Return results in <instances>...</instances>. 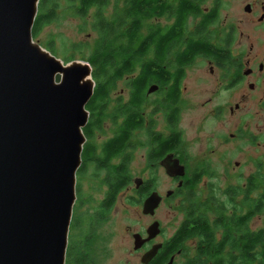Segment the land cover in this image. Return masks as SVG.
I'll list each match as a JSON object with an SVG mask.
<instances>
[{
	"label": "flooded vegetation",
	"instance_id": "obj_1",
	"mask_svg": "<svg viewBox=\"0 0 264 264\" xmlns=\"http://www.w3.org/2000/svg\"><path fill=\"white\" fill-rule=\"evenodd\" d=\"M182 7L187 8L183 11ZM225 7L226 0H159L152 5L141 18L145 52L140 60L133 62L129 72L116 79L125 81L124 100L118 99L111 115L110 86L104 100L92 102L91 110L87 108L88 118L82 128L85 141L76 177L80 185L91 179L93 189L100 196L91 221L97 222L104 214L100 216L99 212L109 210L119 192L130 189L132 182L141 204L152 191L160 196L153 213L143 214L150 219L148 225L158 222L159 232L134 249L141 255L152 244L162 246L164 242L156 240L161 226L154 216L162 202L156 184L158 175L164 174L175 183V188L166 190L167 198H173L182 188H193L200 180L244 178L246 182L229 184L223 190V195L231 192L228 203L232 211L234 203L239 205L243 201L249 179L264 168V125L256 121L262 118L264 123V0L245 2L233 18L228 17ZM151 35H155V41L149 42ZM165 36V54L161 60L155 59L154 46ZM148 64H152L148 72L155 74V78L145 87L137 107L139 125L130 127L127 118L134 106L130 81ZM186 111L193 116L195 131L188 139L182 126ZM106 114L109 131L103 137L100 134ZM111 120L117 127L112 135ZM123 130L124 147L111 156V138ZM137 132H141L144 172L133 177L128 152L135 145L132 140ZM171 136L169 149L163 150L162 139ZM168 155L183 166L182 175L166 173L162 162ZM115 159L117 162L113 163ZM244 164L254 165L247 176H243ZM113 174L118 178L123 176L126 182L121 183L111 201ZM136 180H139L137 185ZM81 189L82 186L79 194L87 200ZM233 195L237 197L235 202ZM209 197L196 205L208 202L214 209L223 204L228 210L221 200L211 194ZM146 227L136 232L144 237Z\"/></svg>",
	"mask_w": 264,
	"mask_h": 264
},
{
	"label": "water",
	"instance_id": "obj_2",
	"mask_svg": "<svg viewBox=\"0 0 264 264\" xmlns=\"http://www.w3.org/2000/svg\"><path fill=\"white\" fill-rule=\"evenodd\" d=\"M37 4L0 0V264H65L85 105L94 88L90 64L64 63L34 42ZM86 75L90 82H82ZM162 163L168 175L184 172L170 155ZM159 200L150 192L141 212L152 214ZM145 232L132 233L133 249L158 234V222ZM160 246L152 244L140 262Z\"/></svg>",
	"mask_w": 264,
	"mask_h": 264
},
{
	"label": "trees",
	"instance_id": "obj_3",
	"mask_svg": "<svg viewBox=\"0 0 264 264\" xmlns=\"http://www.w3.org/2000/svg\"><path fill=\"white\" fill-rule=\"evenodd\" d=\"M158 1L123 0L124 6L121 12L108 19L104 16V7L108 0H70V8L82 17L88 13L90 7H95L92 26L102 38V41L96 44L92 53L87 57L92 67L91 77L94 81V88L89 104L85 105L86 109L91 110L92 102L104 100L113 82L129 72L133 67V62L142 58L146 43L141 36V18ZM186 8L182 7L183 11ZM54 18L55 3L53 0H38L37 13L31 28L32 37L35 38L42 26ZM151 36L149 42L155 41V35ZM166 37L156 41L155 59L163 58L164 46L167 44ZM48 48L55 55V49L51 46ZM73 59L62 57L64 63ZM151 67L152 64H148L146 69L142 67L141 71L130 81L131 101L134 105L131 115L127 118L130 127L136 128L140 123L137 107L145 87L155 78V74L148 72ZM84 130L86 131L85 128ZM125 137L126 133L123 130L111 138V156H115L122 150ZM172 139V136L162 139L163 150L169 149ZM125 179L123 176L118 178L117 174L111 176V201L121 183L126 182ZM258 189L261 191L260 194L253 197L254 191ZM227 194L230 196L231 192L228 191ZM243 204H246L245 209L242 208ZM233 205L230 213H227L223 204L217 205L212 209L214 216L209 221L207 217L209 203L202 202L196 205L191 202L185 208L184 217L174 234L163 242L161 248L147 264H166L171 255L178 251L183 252L184 242L191 237L197 239L196 250L186 260V264H264V226L257 229H251L248 226L249 221L256 214L264 213V172L262 169L249 179L248 188L243 192V201L239 205L237 203ZM102 212L105 213L102 210L99 212L100 216ZM100 219L102 218L97 221L99 222ZM94 224L95 220L90 222V229L87 233H79L75 230H79L80 224L74 215L71 216L65 264H96L92 254L93 236L91 232Z\"/></svg>",
	"mask_w": 264,
	"mask_h": 264
},
{
	"label": "rangeland",
	"instance_id": "obj_4",
	"mask_svg": "<svg viewBox=\"0 0 264 264\" xmlns=\"http://www.w3.org/2000/svg\"><path fill=\"white\" fill-rule=\"evenodd\" d=\"M251 0H226L225 11L228 17L233 18L240 11L239 6ZM55 3V18L47 24L43 25L35 38L41 48L49 51L48 46L55 49V57L62 60V57L74 58L73 60L87 62V57L92 53L96 44L102 41L101 35L92 26L93 12L95 7H92L88 13L82 17L74 13L70 8V0H53ZM123 0H108L104 7V16L111 19L119 14L124 6ZM75 47V49H74ZM125 81L123 79L115 80L111 86V115L113 107L119 101L122 102L125 98ZM107 113V112H106ZM192 114L190 111L184 113L182 126L185 131L186 139L194 136V126L192 125ZM118 119V118H117ZM120 120V119H119ZM259 125H264L262 118L256 120ZM104 129L102 130L103 137L108 135V118L107 114L104 117ZM111 120V135L115 132L116 126ZM254 124V123H253ZM210 130V129H209ZM135 144L130 152L129 169L133 177L142 176L144 172L143 164V149L141 147V132H137L132 140ZM262 149L259 151L262 153ZM115 159L113 163H116ZM254 169V165L244 164L242 166L243 176H247L248 172ZM264 172V168L262 169ZM132 182V181H131ZM158 190L162 196V202L155 213V218L160 221L161 233L156 237L157 241H166L175 232L179 223L184 217V210L192 203H198L201 200H206L211 194L215 198L226 204L229 211L228 197L223 195L225 186L229 184H241L246 182L244 178H223L219 179H204L200 180L193 188H182L173 198H167L165 192L167 189L175 188V183L172 182L163 174L158 175L156 180ZM93 181L87 180L79 183L75 177V202L72 208V215L79 222V233H87L89 231L90 222H92L91 213L94 212L95 206L99 201L100 196L93 189ZM83 188L84 197L87 195V200L79 194V187ZM130 189L119 192L115 201L111 204L109 210H105L102 219L95 222L94 229L91 234L93 236L92 254L96 264H141V252H135L132 244V233L141 231L150 222L149 217L144 216L141 212V197L134 189L133 182ZM191 192V194H190ZM255 192V191H254ZM258 189L254 196L260 194ZM193 194V196H192ZM83 195V193H82ZM82 198V200H81ZM89 198V199H88ZM224 198V200H223ZM237 197L233 195L235 202ZM241 199V198H240ZM217 202V201H216ZM246 204L242 208L245 209ZM213 210L210 207L207 211V217L210 221L213 219ZM251 229H257L264 226V213L256 214L248 225ZM78 234V233H77ZM196 239H187L183 246L182 253L173 254V259L170 264H186V260L192 256L196 250Z\"/></svg>",
	"mask_w": 264,
	"mask_h": 264
},
{
	"label": "bare ground",
	"instance_id": "obj_5",
	"mask_svg": "<svg viewBox=\"0 0 264 264\" xmlns=\"http://www.w3.org/2000/svg\"><path fill=\"white\" fill-rule=\"evenodd\" d=\"M82 82H90L88 76H83Z\"/></svg>",
	"mask_w": 264,
	"mask_h": 264
}]
</instances>
